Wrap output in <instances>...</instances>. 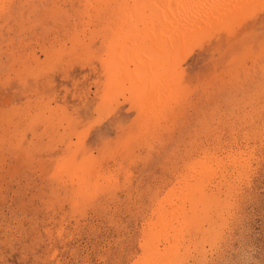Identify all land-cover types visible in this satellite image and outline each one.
Wrapping results in <instances>:
<instances>
[{"label": "rangeland", "instance_id": "374dc122", "mask_svg": "<svg viewBox=\"0 0 264 264\" xmlns=\"http://www.w3.org/2000/svg\"><path fill=\"white\" fill-rule=\"evenodd\" d=\"M204 1L143 110L151 10L0 0V264H264V0Z\"/></svg>", "mask_w": 264, "mask_h": 264}, {"label": "bare ground", "instance_id": "6f19581e", "mask_svg": "<svg viewBox=\"0 0 264 264\" xmlns=\"http://www.w3.org/2000/svg\"><path fill=\"white\" fill-rule=\"evenodd\" d=\"M3 1H5V0H3ZM24 1V0H23ZM125 1H127V0H125ZM200 1H204V0H136V9L137 10H140L139 9V7H141V8H143V9H146V10H151V15L149 16L150 17V21L149 22H152V24H156L157 25V30H156V28H155V30H150L148 33L150 34V33H152L151 34V36L148 38V40L146 41V39H145V41H146V43H142L141 41V43H142V45L141 46H143L144 47V52H145V57L143 58L144 60H145V62L143 63V65H142V67L141 68H139V66L140 65H135L138 69H141L140 71H138V70H136L135 72L136 73H133V71H131V74L130 73H128V75H126L127 77L129 76L130 78V80H129V83H130V86L132 87V93H131V95L132 96H130L129 98H127V99H125L124 101H127V100H131L132 98H133V96H135V93L137 92V90L139 89V86L136 84V82H135V79H138V81L139 80H141V82H142V85H141V87H142V91H143V99H142V102L140 103V105H139V107L140 108H142L143 110H147V109H149V108H152L154 105H156L157 104V102H155L157 99H159L160 101H162L161 99H160V95H162L163 93H165V92H163V89L165 88V84L169 81V78H164L163 80H158L155 84H150V81H151V79H152V75L150 74L151 73V70H150V67H151V65H157L158 67V70L160 69V67L164 64V65H166L169 69H170V71H173L174 69H177V68H180V66H181V60H180V58H179V55H180V53L182 52V51H184V50H186V48H187V46L188 45H190L192 42L191 41H193L194 39H195V37H194V34H195V25H196V22L198 23V21H196V20H198L197 18L200 16L201 17V15H199L198 16V14H197V18H194V19H196L195 21L196 22H191V23H189L187 20H185V18H190L191 17V13H193L194 11H196V5H197V3H199ZM225 1V0H224ZM244 1V0H243ZM253 1V0H252ZM26 2V1H25ZM205 2V1H204ZM207 2H208V0H207ZM238 3H239V1H237ZM240 2H242L241 0H240ZM245 2V1H244ZM250 2H251V0H250ZM138 3L140 4V6H138ZM215 3V2H214ZM235 3V2H234ZM0 4H2V3H0ZM45 4V3H44ZM122 4V3H121ZM201 4V3H200ZM207 4V3H206ZM219 4V3H218ZM240 4V3H239ZM254 4V3H253ZM20 5H21V3H20ZM133 5V4H132ZM204 5V4H203ZM225 5H227V4H225ZM228 5H229V3H228ZM242 5V4H241ZM128 6V5H127ZM206 6H208V5H206ZM216 6V5H215ZM219 6V5H218ZM217 6V7H218ZM230 6V5H229ZM243 6V5H242ZM245 6V5H244ZM8 7V6H7ZM203 7H205V6H203ZM228 7V6H227ZM92 8V7H91ZM99 8H100V6H99ZM103 8V7H102ZM108 8V7H107ZM245 8V7H244ZM1 9V8H0ZM4 9V8H3ZM123 9V8H122ZM128 9V8H127ZM201 8H199V9H197L198 11L200 10ZM206 9V8H205ZM209 9V8H208ZM212 9V8H211ZM210 9V10H211ZM247 9V8H246ZM109 10V9H108ZM121 10V9H120ZM130 10V9H129ZM135 10V9H134ZM234 10V9H233ZM6 11H8V10H6ZM111 11V10H110ZM121 11H123V10H121ZM120 11V12H121ZM197 11V12H198ZM202 11V10H201ZM224 11V10H223ZM230 11H232V10H230ZM100 12V11H99ZM115 12V11H114ZM125 12V11H124ZM132 12H134V11H132ZM131 12V13H132ZM140 12V11H139ZM146 12V11H145ZM214 12V11H213ZM237 12V11H236ZM239 12V11H238ZM258 12H260V11H258ZM5 13V12H4ZM8 13H10V12H8ZM204 13H206V12H204ZM221 13V12H220ZM224 13V12H223ZM232 12H230V14H231ZM107 14H108V11H107ZM138 14V13H137ZM147 14V13H146ZM225 14V13H224ZM238 14H242V13H238ZM132 15V14H131ZM213 15H215V14H213ZM213 15H210V16H213ZM110 16V15H109ZM134 16V15H133ZM139 16V15H138ZM221 16H223V14L221 15ZM231 16V15H230ZM239 16H242V15H239ZM251 16V15H250ZM105 17V16H104ZM206 17V16H205ZM214 17V16H213ZM228 17V16H227ZM109 18V17H108ZM111 18V17H110ZM113 18H115V17H113ZM117 18V17H116ZM135 18V17H134ZM140 18V17H139ZM216 18V17H215ZM238 18V17H237ZM129 19V18H128ZM133 19V18H132ZM137 19V18H136ZM207 19H208V17H207ZM212 19H214V18H212ZM222 19V18H221ZM223 19H225V18H223ZM230 19V18H229ZM107 20V19H106ZM109 20V19H108ZM119 20V19H118ZM124 20V19H123ZM138 20V19H137ZM190 20L192 21V19L190 18ZM217 20V19H216ZM237 20V19H236ZM206 21V20H205ZM208 21V20H207ZM213 21H215V19L213 20ZM223 21V20H222ZM230 22H233V20H229ZM125 22V21H124ZM202 22V21H201ZM201 22H200V24H201ZM209 22H210V20H209ZM216 22V21H215ZM221 22V21H220ZM225 22V21H224ZM80 23V22H79ZM112 23H114V22H112ZM119 23V22H118ZM128 23V22H127ZM204 23V22H203ZM211 23V22H210ZM229 23V22H228ZM233 23H235V22H233ZM123 24V23H122ZM151 23H148V26L150 25ZM151 24V25H152ZM207 24V23H206ZM212 24V23H211ZM216 24V23H215ZM123 25H125V24H123ZM135 25V24H134ZM146 25V24H145ZM144 25V26H145ZM150 25V26H151ZM223 25H226V24H223ZM80 26V25H79ZM115 26V25H114ZM130 26H133V25H130ZM137 26V25H136ZM149 26V27H150ZM81 27V26H80ZM110 27H112V26H110ZM117 27V26H116ZM123 27V26H122ZM139 27V26H138ZM209 27H210V25H209ZM213 27V26H212ZM212 27H211V29H212ZM118 28V27H117ZM124 28V27H123ZM143 28H145V27H143ZM220 28V27H219ZM139 29V28H138ZM147 29V28H146ZM210 29V28H209ZM210 29V30H211ZM223 29H224V27H223ZM132 30V29H131ZM142 30H144V29H142ZM147 30H149V29H147ZM202 31V30H201ZM208 31V30H207ZM213 31V30H212ZM85 32V31H84ZM130 32V31H129ZM134 32V31H133ZM136 32V31H135ZM143 32H145V31H143ZM203 32H205V31H203ZM211 32V31H210ZM209 32V33H210ZM132 33V32H131ZM137 33H138V30H137ZM146 34H147V32H145ZM208 33V32H207ZM208 33V34H209ZM226 34H229V33H227V32H225ZM148 34V35H149ZM124 35V34H123ZM147 35V36H148ZM130 36V35H129ZM144 36V35H143ZM211 36V35H210ZM79 37V36H78ZM87 37V36H86ZM136 37V36H135ZM134 37V39H136ZM203 37V36H202ZM208 37V36H207ZM212 37H213V35H212ZM138 38V37H137ZM197 39H198V37H197ZM91 40V39H90ZM204 40V39H203ZM124 41V40H123ZM143 41V40H142ZM125 42V41H124ZM126 43V42H125ZM129 43V42H128ZM127 43V44H128ZM79 44H80V42H79ZM132 44H137V43H133L132 42ZM209 44V43H208ZM93 45V44H92ZM130 45H131V43H130ZM89 46V45H88ZM128 47H130V46H128ZM135 47V46H134ZM137 47V46H136ZM202 47V46H201ZM105 49V48H104ZM130 50H135L136 48H133V47H131V48H129ZM117 50V49H116ZM141 50V49H140ZM136 51H138V50H136ZM118 52V51H117ZM139 52V51H138ZM134 54V53H133ZM136 54V53H135ZM142 54V53H141ZM137 55V54H136ZM131 56H132V53H131ZM134 56V55H133ZM177 57V58H174V57ZM99 57V56H98ZM63 58V57H62ZM134 58H136L135 56H134ZM141 58V57H140ZM139 58V59H140ZM181 58H182V56H181ZM135 60V59H134ZM133 61V60H132ZM62 62V61H61ZM116 62H117V60H116ZM137 63V62H136ZM116 67V66H115ZM122 68H124V67H122ZM136 69V68H135ZM125 72V71H124ZM122 73V72H121ZM121 73L119 74L120 76H121ZM127 73V72H126ZM122 77V76H121ZM120 77V78H121ZM123 78V77H122ZM118 79V78H117ZM123 80V79H122ZM121 80V81H122ZM118 81V80H117ZM119 82V81H118ZM140 82V81H139ZM168 84H169V82H168ZM123 85V84H122ZM173 85H174V83H173ZM168 86V85H167ZM175 86V85H174ZM174 86H172V84H170V87L169 88H165V90H167V93H169V95L170 94H172V90H173V87ZM121 87V86H120ZM126 88V87H125ZM130 90V89H129ZM167 93H166V95H167ZM164 96H165V94H163ZM115 96V95H114ZM120 96V95H119ZM163 97V96H162ZM118 98V97H117ZM167 99V98H166ZM165 101V100H164ZM159 104V103H158ZM157 104V105H158ZM162 104H164V103H162ZM161 105V104H160ZM165 105V104H164ZM168 105V104H167ZM153 109H154V107H153ZM167 107H166V110L165 111H167ZM75 110V109H74ZM163 112V111H162ZM168 112V111H167ZM155 116V115H154ZM156 117V116H155ZM162 117V116H161ZM160 117V118H161ZM141 118H142V116H141ZM143 119V118H142ZM163 119V118H162ZM165 119V118H164ZM177 119V118H176ZM158 121H160V120H158ZM159 124V123H158ZM163 126V125H162ZM158 129V128H157ZM158 130H160V129H158ZM161 132V131H160ZM86 134V133H85ZM78 151V150H77ZM240 155V159H242L241 161H240V165L244 162V158H243V154H241V153H236V155L235 156H239ZM230 156V155H229ZM232 156V155H231ZM233 157V156H232ZM230 158V157H229ZM233 159V158H232ZM231 159V160H232ZM230 160V161H231ZM234 160V159H233ZM232 160V161H233ZM239 160V159H238ZM228 161H229V159H228ZM227 161V162H228ZM235 161H237V159H235ZM246 162H247V160H245ZM246 162H245V164H246ZM230 163V162H229ZM228 163V164H229ZM230 164H232V163H230ZM214 165V164H213ZM234 165V164H233ZM238 165H239V162H238ZM239 165V166H240ZM241 166H243V165H241ZM245 167H246V165H244ZM210 167V166H209ZM214 167V166H213ZM230 167V166H229ZM226 168V167H225ZM247 168V167H246ZM224 169V168H223ZM230 169V168H229ZM234 169H236V168H234ZM242 169V168H241ZM240 169V171H242ZM245 169V168H244ZM231 170V169H230ZM78 171V170H77ZM226 171H227V168H226ZM248 171V170H247ZM210 172V171H209ZM212 172V171H211ZM233 172V171H232ZM236 172V171H235ZM243 172V171H242ZM78 173V172H77ZM80 173V172H79ZM82 173V172H81ZM204 173V172H203ZM214 174V173H213ZM241 174V173H240ZM77 175V174H76ZM191 175V174H190ZM189 175V176H190ZM211 176H215V175H211ZM73 177V176H72ZM77 177V176H76ZM209 178V177H208ZM206 179V178H205ZM189 180H187V182H188ZM229 182H231V181H229ZM76 183V182H75ZM78 183V182H77ZM192 183V182H191ZM80 187V186H79ZM186 187H188V186H186ZM200 187V186H199ZM196 188V187H195ZM208 188V187H207ZM193 190V189H192ZM181 192V191H180ZM191 194V193H190ZM182 196V195H181ZM180 197V196H179ZM189 199V198H188ZM175 200V199H174ZM178 200V199H177ZM203 201V200H202ZM166 203H167V201H166ZM163 205H164V203H163ZM163 205H162V207H163ZM177 205V204H176ZM185 205V204H184ZM195 205V204H194ZM183 206V205H182ZM175 207H177V206H175ZM202 207V206H201ZM183 208H185V207H183ZM181 209H182V207H181ZM186 209V208H185ZM180 210V209H179ZM178 210V211H179ZM183 210V209H182ZM162 211V210H161ZM176 211H177V209H176ZM159 212V211H158ZM168 212H170V211H168ZM167 212V213H168ZM180 212V211H179ZM228 212H229V210H228ZM165 214V213H164ZM163 214V215H164ZM171 214V213H170ZM174 214V213H173ZM172 214V215H173ZM213 214V213H212ZM169 216V215H168ZM162 218H163V216H161ZM165 217V216H164ZM172 217V216H171ZM174 217V216H173ZM162 218H161V220H162ZM197 218H198V216H197ZM172 219V218H171ZM159 220V219H158ZM182 220V219H181ZM227 220V219H226ZM160 221V220H159ZM176 220H174V222H175ZM162 222V221H161ZM156 224V223H155ZM158 224V223H157ZM162 224V223H161ZM170 224V223H169ZM177 224H180V221H179V223H177ZM160 225V224H159ZM166 225V224H165ZM168 225V224H167ZM173 225H171L170 227L171 228H173L172 227ZM178 226V225H177ZM161 227V226H160ZM155 228V227H154ZM163 228V227H162ZM176 229V228H175ZM181 229V228H180ZM179 229V230H180ZM157 230V229H156ZM159 230V229H158ZM157 230V231H158ZM167 230V229H166ZM165 230V231H166ZM171 230V229H170ZM214 230V229H213ZM164 231V230H163ZM162 231V232H163ZM164 231V232H165ZM182 231V230H181ZM167 232V231H166ZM176 232V231H175ZM218 232V231H217ZM178 233V232H177ZM177 233H175L174 235L176 236V234ZM154 234H156V232H154ZM158 234V233H157ZM163 234V233H162ZM161 234V235H162ZM172 234V233H171ZM151 236H153L152 235V232H151V234H150ZM161 235L159 236V237H161ZM170 235V234H169ZM151 236H150V238H149V240L148 241H145L146 242V244H144V245H146L147 247H149V243L150 244H152L153 243V245H154V242H155V240H157L156 239V237H153V238H151ZM149 237V236H148ZM167 239V238H166ZM159 240V239H158ZM161 240V239H160ZM177 240V239H176ZM175 241V240H174ZM169 242V241H168ZM178 242V241H177ZM176 242V243H177ZM156 243V242H155ZM175 243V244H176ZM156 245H157V243H156ZM167 245V244H166ZM168 247L166 246V248L164 249V253L162 252V253H160L162 250H158L157 248V250H156V252L154 251H152V252H149V251H147V249H145V252H146V254H149V256H151L150 257V259L147 261L146 260V264H165L166 263V260L167 259H165L164 260V258H166V253H167V251L169 250V249H167ZM152 249V248H151ZM172 249V248H171ZM171 249H170V251H171ZM144 250V249H143ZM182 251V250H181ZM144 253V252H143ZM171 253H174V252H171ZM175 254V253H174ZM183 254V253H182ZM171 255V254H170ZM173 257V256H172ZM144 264H145V261H144Z\"/></svg>", "mask_w": 264, "mask_h": 264}]
</instances>
